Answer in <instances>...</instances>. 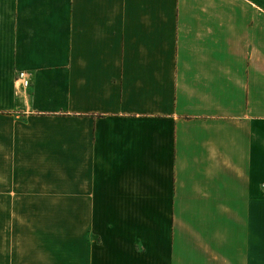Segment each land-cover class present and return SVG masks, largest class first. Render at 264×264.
Returning a JSON list of instances; mask_svg holds the SVG:
<instances>
[{
  "label": "crops",
  "instance_id": "crops-1",
  "mask_svg": "<svg viewBox=\"0 0 264 264\" xmlns=\"http://www.w3.org/2000/svg\"><path fill=\"white\" fill-rule=\"evenodd\" d=\"M263 185L264 0H0V264H264Z\"/></svg>",
  "mask_w": 264,
  "mask_h": 264
},
{
  "label": "rangeland",
  "instance_id": "rangeland-1",
  "mask_svg": "<svg viewBox=\"0 0 264 264\" xmlns=\"http://www.w3.org/2000/svg\"><path fill=\"white\" fill-rule=\"evenodd\" d=\"M19 211L21 217L24 218V222L26 223L25 229H20L24 230V232L26 233L33 232L35 227L34 224H31L32 209L19 208ZM39 212L41 218L38 223L39 234L38 238L34 239V241L37 242L39 246H41L42 248H49L54 250L78 249L77 239L73 238L72 236L69 241H66L65 237L63 236V234L67 236L66 230L64 231V228H66V226H64L62 223L63 211L39 209ZM71 233L72 235H76L75 233H77V230L75 227H71ZM47 235H49V237H47Z\"/></svg>",
  "mask_w": 264,
  "mask_h": 264
},
{
  "label": "built area",
  "instance_id": "built-area-1",
  "mask_svg": "<svg viewBox=\"0 0 264 264\" xmlns=\"http://www.w3.org/2000/svg\"><path fill=\"white\" fill-rule=\"evenodd\" d=\"M17 82H19L20 83V87L22 88V89H27V88H29L30 87V82H32L31 81V79H30V77H29V74H28V72H26V71H21V72H19V74H18V78H17ZM263 187H264V185H263Z\"/></svg>",
  "mask_w": 264,
  "mask_h": 264
}]
</instances>
